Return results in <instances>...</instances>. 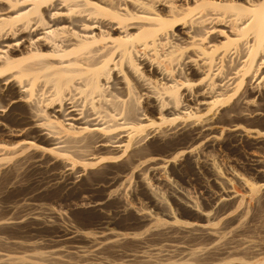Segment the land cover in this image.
I'll return each instance as SVG.
<instances>
[{
	"label": "bare ground",
	"instance_id": "1",
	"mask_svg": "<svg viewBox=\"0 0 264 264\" xmlns=\"http://www.w3.org/2000/svg\"><path fill=\"white\" fill-rule=\"evenodd\" d=\"M214 24L225 29L215 33L217 36L225 33L226 41L221 42L219 39L216 42L215 33L214 38L213 35L207 36L215 29ZM263 41L264 0H0V136L7 140L16 136L18 138L0 146V151L16 155L25 149L36 150L45 144L49 151L64 157L93 156L98 161L106 158L104 153L112 155V149L123 146L122 142H125L123 151L132 139V144L141 143L143 137H133L152 123H142L140 116H144V112L156 110L161 113L164 110L170 114L179 106L181 110L190 108V95L194 97L192 104L198 106L204 104L200 103L201 99L208 97L205 93H212L207 109L214 107L219 110V117L214 118V124L223 122L232 126L225 116L229 112H237L241 105L242 112L247 106L245 110L250 115L258 120L264 119V104L252 105L246 97V93L254 96L255 92L248 81L257 73V79H264V71L258 72L260 65H264ZM166 45L168 47L165 48ZM188 47H192L193 51L189 50L191 53L186 52ZM192 56L199 58L198 61ZM191 62H197V67ZM213 67H216L213 73L216 77L205 85L206 77L213 79L210 76L212 72L209 74ZM205 68L208 72L203 75L201 69ZM243 82L247 85L231 100ZM195 83L202 86L193 89ZM204 86H208L209 91H203ZM261 91L260 99L264 100V87ZM245 115L242 113V119ZM158 142L153 139L149 146L154 147ZM144 150L145 146H137L130 154L139 155L140 159ZM252 161L255 167H259L257 157ZM63 167H66L64 163ZM88 204L92 207L99 204L104 206V203L97 201ZM260 208V211L264 210V205H260ZM263 220L259 225L261 233L259 241L255 243L256 249L250 251L248 242H242V264H264ZM58 251L59 254L61 250Z\"/></svg>",
	"mask_w": 264,
	"mask_h": 264
},
{
	"label": "rangeland",
	"instance_id": "2",
	"mask_svg": "<svg viewBox=\"0 0 264 264\" xmlns=\"http://www.w3.org/2000/svg\"><path fill=\"white\" fill-rule=\"evenodd\" d=\"M214 25L215 29L207 36L211 37L217 30L224 29ZM215 36L216 42L227 39L225 33L220 36L215 33ZM189 50L193 51L192 47H188L186 52ZM191 63L194 67L198 65L197 62ZM215 69L212 68L214 72L210 70L213 79L206 77L205 85L216 77L213 75ZM201 70L203 75L208 72L207 68ZM260 71H264L263 64L260 65ZM257 74L247 82L256 93L254 96L246 93V97L250 99L248 103L263 106L264 100L260 97L264 79H257ZM244 82L231 100L247 85ZM196 86L201 87L202 84L195 83L193 89ZM203 91H209V87L204 86ZM211 94L205 93L208 96L206 99L196 96L201 99L200 103H204L199 104L200 107L192 104L194 97L190 95V108L181 110L179 106L170 114L164 110L161 113L156 110L144 112L145 115L140 116L142 123H152L133 137H143L141 143L132 144V139L123 151L125 142H122L123 146L114 149L117 151L112 149V155L102 153L106 158L98 161L93 156L64 157L49 151L45 144L36 150L25 149L16 155L0 151V241H3L0 242V264H199L201 261L205 262L200 264H242V242H248L250 251L256 249L255 243L259 241L261 233L259 225L264 219V210L260 211V205H264V119L258 120L250 115L245 110L247 106L242 112L241 105L240 110L225 116L232 126L223 122L214 124V118L219 117V110L214 107L207 109V104L212 100ZM242 113L246 114L244 119ZM4 138L0 136V146L9 140H18L17 136L8 140ZM153 139L159 141L158 145L150 147L149 142ZM137 146H145V155L142 154L140 159L139 155L130 154ZM255 157L260 161V168L253 165ZM63 163L66 167H63ZM97 166L103 171L100 168L98 170ZM92 201L104 203V206L99 204L92 207L88 204ZM33 219H36L35 222ZM70 237L71 241L68 239ZM56 242L60 243L56 245ZM58 250H61L59 254Z\"/></svg>",
	"mask_w": 264,
	"mask_h": 264
}]
</instances>
